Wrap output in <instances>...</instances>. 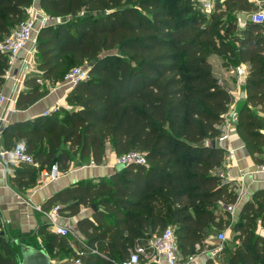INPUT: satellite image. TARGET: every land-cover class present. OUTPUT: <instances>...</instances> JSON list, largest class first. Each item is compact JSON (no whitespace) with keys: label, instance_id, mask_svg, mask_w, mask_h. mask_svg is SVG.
<instances>
[{"label":"trees","instance_id":"16d2710c","mask_svg":"<svg viewBox=\"0 0 264 264\" xmlns=\"http://www.w3.org/2000/svg\"><path fill=\"white\" fill-rule=\"evenodd\" d=\"M32 2L0 0V41L27 19ZM39 8L64 19L38 32L39 78L56 85L84 65H90L89 75L68 94L70 110L57 108L6 126L5 148L23 143L40 167L56 164L62 173L77 156L100 164L107 143L118 157L135 152L146 161L72 185L41 206L48 211L57 203L66 217L78 215L82 206H96L91 218L77 222L86 247L97 252L84 256L83 264H121L137 240L169 225L183 258L214 230L230 229L233 252L229 246L225 250H230L226 264H264V237L257 233L258 226L264 229V192L242 206L235 224L223 218L237 202L233 187L214 173L225 160L218 143L232 96L209 64L219 54L234 65H248L246 102L235 127L254 162L264 164V118L253 111L264 112V29L250 23L236 35L235 23V11L248 12L253 5L216 0L208 16L194 10L190 0H39ZM83 11L88 15L79 16ZM7 70L8 60L0 54V88ZM37 80L25 79L16 109L47 95L49 87ZM210 141L216 145L208 146ZM36 177L35 169L20 167L10 183L25 190L35 186ZM1 231L0 226V264H18V248ZM38 235H48L41 247L45 252H73L67 238L44 227Z\"/></svg>","mask_w":264,"mask_h":264},{"label":"crops","instance_id":"0c3cea01","mask_svg":"<svg viewBox=\"0 0 264 264\" xmlns=\"http://www.w3.org/2000/svg\"><path fill=\"white\" fill-rule=\"evenodd\" d=\"M247 1L250 2L255 9L248 12L235 11L236 35H239L245 30L247 25L250 24L248 19L250 14L256 11L264 13V0ZM34 2L39 4V0H34ZM260 26L264 29V24H260ZM29 47H31V45H29L28 48ZM26 56V52L21 51L11 74H8L6 71L3 76L4 82L0 88V95L6 94L7 96H12L14 103L0 104V151L7 150L2 138V132L6 126L42 117V114L45 111L66 108V98L71 92L66 86L56 84L49 89L45 97L34 105L24 110L16 109L17 96L19 93L26 90L24 85L25 79L35 76L34 74L23 75L22 71L18 68V66L21 65L20 61L23 58L29 57ZM32 60L36 61L35 55L32 57ZM242 64L243 63L239 65ZM243 65H245L248 71V65ZM232 73L235 75L234 72ZM228 79L229 78L226 77L225 82L222 84L232 96V102L229 107L230 113L233 108L241 107L246 102V96L243 89L246 78L243 82L239 83L238 78L235 75V82L232 84ZM253 110L264 118V112H258V109ZM228 114L226 115V118ZM221 129L222 136L218 145L225 151L226 161L224 160L223 167L214 171V173L218 175V173H224L223 171L226 170V175H222V178L224 182L233 187L234 192L237 194L236 204L228 207V212L230 211L231 213L227 215L223 214L224 219L229 218L231 222L235 224L239 219L242 206L246 202L251 201L255 193L264 192V171L260 170V166L264 164H257L254 162L238 135L235 125L229 124L226 121ZM117 157L118 156L113 151L112 146L107 143L105 147V156L100 164L96 165L89 160H81L79 156H77L71 162L69 169L63 173L60 172V177L55 181L46 179L44 173L48 170L44 167H40L38 164L37 167L21 166L31 167L37 172L35 186L25 190H18L10 183V178L20 167L6 168L0 163V226L2 234H4L5 238L10 241L24 237V242L40 248L43 247L40 244V235H38L40 228L44 227L47 232L52 234L51 225L53 223L70 224L76 235H70L67 238L68 244L74 255L76 252L85 251L84 253L86 256L88 254L86 251L88 250V252H90V250H85L87 248L85 243L86 240L78 231L77 222L82 218H91L92 208L82 206L78 215L74 217H66L59 212H53V208L58 207L59 209V207H61L57 203L48 211H42L41 206L52 196L72 185L84 181L111 177L116 172L115 161ZM261 158L264 160V155ZM36 207H40L41 211H37ZM215 231L218 233L221 232L218 230H214V232ZM225 233L227 237H229L230 230H226ZM257 233L264 237V229L261 226H258ZM149 236L150 235L137 240L134 247V249L137 247L144 249V255L141 257V264H157V257L150 247V240L156 235L150 236V239H148ZM70 238H73L74 241L70 242ZM77 244H80L81 248H78ZM210 248H213L210 243V237L201 247L198 246V249L200 250L199 252H204ZM55 251L56 250H53V252ZM49 259L51 264H61L55 257L51 258L49 256ZM160 264L165 263L161 262Z\"/></svg>","mask_w":264,"mask_h":264},{"label":"built area","instance_id":"2783aa9c","mask_svg":"<svg viewBox=\"0 0 264 264\" xmlns=\"http://www.w3.org/2000/svg\"><path fill=\"white\" fill-rule=\"evenodd\" d=\"M197 6L199 11L204 15H209L213 9L212 0H197ZM28 17L18 28L13 30L11 34L0 41V54L5 56L8 60L7 73L11 74L15 68V64L18 60V55L21 51H25L27 58H23L20 62L21 65L18 68L22 71L23 75L34 74L38 77V84L44 85V82L39 77L41 76L40 71L37 69L36 61L32 60V57L36 55V38L41 28L54 25L61 21V19H53L42 13L40 8H30L27 10ZM249 22L252 24L260 25L264 24V13L256 11L248 16ZM31 47L28 48V46ZM89 66L84 65L72 69L67 73L62 84L72 90L79 82L86 81L89 75ZM235 75L238 78L239 83L243 82L247 77L248 71L245 65H239L234 70ZM3 103H14L12 96L6 94L0 95V104ZM66 109L70 110L68 106ZM54 111V110H53ZM52 111H45L42 116H48ZM0 163L6 167H21L31 166L37 167V163L33 157L27 152L26 146L23 143L18 144L16 147L10 150L0 151ZM130 164L146 165V161L143 154L131 152L116 158L115 165L128 166ZM260 170L264 171V165L260 166ZM61 173L58 170L57 165L51 166V168L44 173V177L48 180L55 181L60 177ZM37 211H41L40 207H36ZM53 212H58V207L53 208ZM52 234L61 237L68 238L70 235H76L73 227L70 224H55L51 225ZM225 232L221 231L216 236L217 245L213 248L207 249L206 251L199 252L198 246L196 252L192 255L183 258L180 256V252L177 244L176 231L173 226H167L162 230L161 233L153 237L150 242L154 254L156 255L157 264L164 262L165 264H207L210 260H215L216 257L221 253L222 244L227 240ZM91 253H97L96 249L90 250ZM144 255L143 248H135L130 257L121 264H141V257ZM85 256L83 251L76 252L75 258L71 264H83L82 258Z\"/></svg>","mask_w":264,"mask_h":264},{"label":"rangeland","instance_id":"374dc122","mask_svg":"<svg viewBox=\"0 0 264 264\" xmlns=\"http://www.w3.org/2000/svg\"><path fill=\"white\" fill-rule=\"evenodd\" d=\"M212 1H213V5H215L216 0H212ZM190 2L193 5L194 10L198 11L199 13H201L199 11L200 10L199 7L197 6V3H198L197 0H190ZM38 5L39 4L37 2H34V0H33L32 5L30 6V8H34V9L38 8L39 9ZM233 11H231L229 13L230 16L233 15ZM84 15H88V14L86 12H84V11L79 13V16H84ZM94 15H97V14H94ZM63 20L64 19H62L61 21H63ZM16 28H18V27H16ZM15 29H13V30H15ZM209 64H210L211 71L217 76V79L219 80L221 86H223L222 83L225 82V78L226 77L229 78L228 80L230 81L231 84L235 82V75L232 72H234V70L237 67V65H234L230 58H228L227 56H221L219 54H215L214 57L210 60ZM88 66H90V65H88ZM44 86H45V88L49 87V89H51L55 85H50L49 84L47 86V84H44ZM223 172L224 173H222V172L218 173V175L221 176V177H222V175L223 176L226 175V170H224ZM227 211H228V208H227ZM228 213H231V212L229 211ZM256 222H258V220ZM226 230H230V229H223V230H218V231L226 232ZM3 231H4V229H3ZM217 233L218 232L215 231L212 234V236L210 237V243H211L212 246H216L217 245V241H216V234ZM229 235H230V233H229ZM230 240H228V238H227L226 241H224L222 244H220V246L222 247L221 255L218 256L213 261L214 264H226V262H227L226 259L228 258V254H230V250H231V252H233V249H232V246H233L232 243L233 242H232V240L231 241ZM72 241H74V239L70 238V242H72ZM45 242H49L48 235L40 236V244L42 246H44ZM228 246H229L230 250H228V253H226L225 250L228 248ZM77 247L81 248L80 244H77ZM87 249L88 248H86L85 250H87ZM47 252H48V255L51 258L55 257L56 259L59 260V262L61 264H71L72 260L75 258V255L73 254V252H67L66 250H62V249H60L59 251L56 250L55 252H53L52 249H47ZM86 253H89L88 250L86 251Z\"/></svg>","mask_w":264,"mask_h":264},{"label":"water","instance_id":"95a60500","mask_svg":"<svg viewBox=\"0 0 264 264\" xmlns=\"http://www.w3.org/2000/svg\"><path fill=\"white\" fill-rule=\"evenodd\" d=\"M241 107H235L230 111L226 118L227 123L236 126ZM215 145V141L208 142V146L214 147ZM125 167L126 166L124 165H117L115 167L116 172L122 170ZM91 208L92 210H96L95 205H93ZM23 238H17L11 241V244H14L18 248V264H51L49 256L42 248H38L32 244L24 242ZM148 239H150V236Z\"/></svg>","mask_w":264,"mask_h":264}]
</instances>
